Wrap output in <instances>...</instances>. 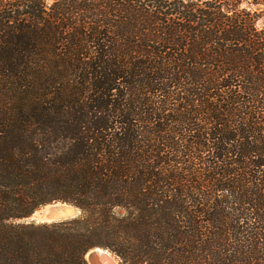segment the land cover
<instances>
[{"label":"trees","instance_id":"16d2710c","mask_svg":"<svg viewBox=\"0 0 264 264\" xmlns=\"http://www.w3.org/2000/svg\"><path fill=\"white\" fill-rule=\"evenodd\" d=\"M97 247L264 264V0H0V264Z\"/></svg>","mask_w":264,"mask_h":264},{"label":"water","instance_id":"95a60500","mask_svg":"<svg viewBox=\"0 0 264 264\" xmlns=\"http://www.w3.org/2000/svg\"><path fill=\"white\" fill-rule=\"evenodd\" d=\"M60 211L61 212L59 213H51L49 215L42 216L41 223H53V222L64 221L70 218H75L80 215V210L70 204ZM85 259L88 264H118V259L115 255H113L107 249H103L100 247L88 251L85 255Z\"/></svg>","mask_w":264,"mask_h":264},{"label":"rangeland","instance_id":"374dc122","mask_svg":"<svg viewBox=\"0 0 264 264\" xmlns=\"http://www.w3.org/2000/svg\"><path fill=\"white\" fill-rule=\"evenodd\" d=\"M69 204H64L63 202H56V203H52L49 205H46L44 207H41L39 210H37L31 217L20 220V222H24V223H31V222H35V223H41V217L45 216V215H49L51 213H59L61 212L60 210L64 209L65 207H67ZM64 219V218H63ZM119 264V261H118Z\"/></svg>","mask_w":264,"mask_h":264},{"label":"bare ground","instance_id":"6f19581e","mask_svg":"<svg viewBox=\"0 0 264 264\" xmlns=\"http://www.w3.org/2000/svg\"><path fill=\"white\" fill-rule=\"evenodd\" d=\"M100 252H102V251H100ZM103 253H105V252H103ZM107 254V253H106Z\"/></svg>","mask_w":264,"mask_h":264}]
</instances>
